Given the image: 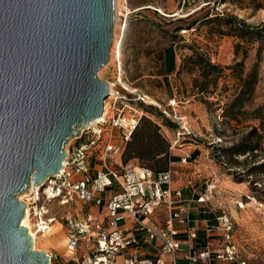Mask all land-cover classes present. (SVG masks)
Here are the masks:
<instances>
[{
  "label": "rangeland",
  "instance_id": "obj_1",
  "mask_svg": "<svg viewBox=\"0 0 264 264\" xmlns=\"http://www.w3.org/2000/svg\"><path fill=\"white\" fill-rule=\"evenodd\" d=\"M115 7L112 33L114 38L115 30L120 43V60L109 51L98 78L111 84L114 94L124 93L131 99V107L140 117L138 127L144 118L159 127L168 152L199 149L196 161L187 160L178 171V182L189 179L205 188L214 180L210 208L231 217L241 253L252 255L254 264L264 263V171L256 168L264 163V35L239 38L224 23L233 15L264 29V0H114ZM194 22L197 24L190 28ZM191 47L200 48L217 69L192 66L186 60ZM164 57L168 65L165 76L161 68ZM253 73L256 82L250 93L242 102L235 101L245 88L244 80ZM201 88L205 90L200 92ZM146 132L152 136L148 126ZM253 144L258 147L254 152L232 154L229 150L234 145ZM122 155L123 167L140 164L136 158L124 163ZM168 164L166 156L153 168L165 169ZM81 211L85 209L76 204L50 205L56 221L48 233L63 235L66 240L63 217ZM43 240L38 233L36 250L63 255L64 246L57 250ZM67 263L75 264L71 259Z\"/></svg>",
  "mask_w": 264,
  "mask_h": 264
},
{
  "label": "water",
  "instance_id": "obj_2",
  "mask_svg": "<svg viewBox=\"0 0 264 264\" xmlns=\"http://www.w3.org/2000/svg\"><path fill=\"white\" fill-rule=\"evenodd\" d=\"M114 0H0V264H48L17 198L56 175L65 143L99 118Z\"/></svg>",
  "mask_w": 264,
  "mask_h": 264
},
{
  "label": "built area",
  "instance_id": "obj_3",
  "mask_svg": "<svg viewBox=\"0 0 264 264\" xmlns=\"http://www.w3.org/2000/svg\"><path fill=\"white\" fill-rule=\"evenodd\" d=\"M109 98H112L111 102ZM134 112L126 94L110 93L104 100L103 117L70 139L59 172L37 186L32 185L21 200L26 204L30 229L37 234L48 232L56 221L50 215V205L76 204L85 209L84 213L63 217L61 225L66 232L64 253L46 252L48 264L62 258H66V263L58 264H68L70 259L75 264H98L101 261L115 264V257L124 251L128 252V257L123 264H176L174 258L181 243L175 239L177 231L172 222L185 223L187 210L175 207L181 201V194L171 188L172 171L123 167L120 159L124 145L140 120ZM188 158L189 155H184L181 163H187ZM186 183L192 182L188 179ZM215 187L214 180L206 183L197 201H209ZM90 204L100 207L94 216L89 213ZM103 208L105 212L102 214ZM159 208H163L168 217L164 225H152L149 220ZM127 220L145 233V242L156 243V260L143 256L139 240L125 226ZM217 220L220 242L216 246L208 243L203 251L194 256L186 254L185 259L190 264L198 261L213 264L210 256L214 254V264H254L252 255L245 256L239 250L231 217L222 211ZM195 232L194 228L188 230L189 239L195 238ZM163 255H171L172 261L165 262Z\"/></svg>",
  "mask_w": 264,
  "mask_h": 264
},
{
  "label": "crops",
  "instance_id": "obj_4",
  "mask_svg": "<svg viewBox=\"0 0 264 264\" xmlns=\"http://www.w3.org/2000/svg\"><path fill=\"white\" fill-rule=\"evenodd\" d=\"M161 68H163V76L167 75L168 65L166 58L161 61ZM195 148V147H194ZM199 149H194V151H185V149H171L167 156L168 158V168L172 171V183L171 188L175 190H179L181 194L180 203L175 207L181 206L187 210V221L185 223H179L176 220H173L172 227L177 231L175 235V239L181 243V249L177 252L174 261L176 264H190L187 259H185L186 254L197 255L199 252L203 251L208 243L212 246H216L221 240V232L218 229V220L217 218L221 214L222 211H217L216 209H211L209 206V201L206 202H198L197 198L201 194L200 190H204L202 184L197 186L196 183L187 184L185 179L184 182H178L177 174L179 170H183V166L185 163H181V159L184 155H189V162H194L200 156ZM187 178V177H186ZM89 213L91 215H96L100 207H97L94 204H90ZM168 217V213L163 208H159L155 215L150 218V223L152 225H164L166 219ZM125 226L129 229L130 233L133 234L137 240H139L141 244L142 254L143 256L150 258L152 260H156L158 257V253L156 250L155 242H145L144 236L145 233L143 231L138 230L137 225L127 220L125 222ZM190 228L195 229V238L189 239L188 230ZM65 245V244H64ZM128 257V252L124 251L121 255H117L115 257V264H123L124 260ZM162 258L166 260V262H171L173 257L171 255H164ZM210 262L215 263L214 254L210 256ZM195 264H201L198 261Z\"/></svg>",
  "mask_w": 264,
  "mask_h": 264
},
{
  "label": "trees",
  "instance_id": "obj_5",
  "mask_svg": "<svg viewBox=\"0 0 264 264\" xmlns=\"http://www.w3.org/2000/svg\"><path fill=\"white\" fill-rule=\"evenodd\" d=\"M210 20V19H209ZM174 21V20H173ZM170 21V22H173ZM226 25H228L231 28V34L236 35L239 38H245L247 36H250L252 33L253 35L259 36L264 35V29L260 28V26H250L242 19H239L236 16L228 15L225 18ZM196 22L192 23L190 25V28L193 27ZM264 27V22L261 25ZM178 31V29H176ZM192 48V47H191ZM187 61L191 63L192 66L197 67L198 65L201 66L202 64L208 65L213 69H217L216 65H211L209 57L200 50V48H192V54L189 55L186 58ZM215 78V77H214ZM247 79V78H246ZM245 81V88L240 91L239 95L235 99V101H243L245 94H249L252 85L256 82L255 73L251 75L248 80ZM205 89H199L200 92H203ZM150 129L151 135L150 136L146 132V127ZM253 131L256 132V129L253 128ZM154 137V138H152ZM168 144L166 140L163 138V136L159 132V127L155 124L149 121L148 119L144 118L141 121V125L135 129L133 132L130 141L127 142L125 149L123 151V162H127L130 159H138L140 161V164L137 165L139 167H144L151 169L153 171H160V170H166L165 169H154V165H159L166 156H168ZM257 145L253 144V146H247L243 148H239L238 145H234L233 147L229 148L232 154L236 153H243L248 151H255L257 150ZM256 168L262 169L264 171V163H261L257 165Z\"/></svg>",
  "mask_w": 264,
  "mask_h": 264
},
{
  "label": "bare ground",
  "instance_id": "obj_6",
  "mask_svg": "<svg viewBox=\"0 0 264 264\" xmlns=\"http://www.w3.org/2000/svg\"><path fill=\"white\" fill-rule=\"evenodd\" d=\"M126 2V0H124ZM116 19H117V8L115 7V21H114V28H116ZM119 45L120 43L118 42V38L116 37L115 35V30H114V38H113V43H112V46H111V49H110V56H115L118 58V60H120V51H119ZM108 91L109 93L112 94L113 92V88H112V85L108 83ZM148 102L150 103H153V101L149 100ZM106 110V108H105ZM103 117V113L102 115L93 120V121H90L87 125V127L95 122H97L100 118ZM83 129H81L82 131ZM71 139V138H70ZM69 139V140H70ZM68 140V141H69ZM67 141V142H68ZM33 184L31 183L25 190H23L22 192H20L18 195H17V198L22 200L23 197L26 195V193H28V190L29 188L32 186ZM254 201V199H253ZM241 207H244L243 204H240ZM27 210V209H26ZM21 224L23 226H25L27 229H28V232L32 235L33 237V248L34 249H37V237H38V234L37 233H34L33 230L30 229V223L28 222V211L25 213V216L21 219ZM57 226V225H56ZM59 226V225H58ZM57 226V228H58ZM49 232V231H48ZM44 233L42 234V236H44V243L46 245H51L53 246L54 248H56L57 250H60L62 248V246H64L65 244V237H63V235H60V236H52V233ZM98 264H105L101 261V263H98Z\"/></svg>",
  "mask_w": 264,
  "mask_h": 264
}]
</instances>
